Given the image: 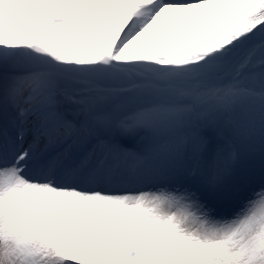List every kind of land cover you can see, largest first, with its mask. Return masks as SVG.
<instances>
[{
  "label": "snow or ice",
  "instance_id": "6c2138e0",
  "mask_svg": "<svg viewBox=\"0 0 264 264\" xmlns=\"http://www.w3.org/2000/svg\"><path fill=\"white\" fill-rule=\"evenodd\" d=\"M0 264H264V0H0Z\"/></svg>",
  "mask_w": 264,
  "mask_h": 264
}]
</instances>
